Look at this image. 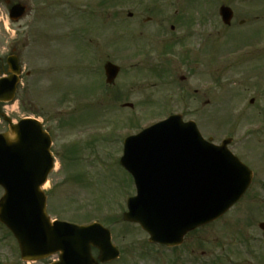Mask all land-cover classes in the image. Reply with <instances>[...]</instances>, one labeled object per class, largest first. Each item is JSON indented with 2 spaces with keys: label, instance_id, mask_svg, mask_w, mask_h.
Here are the masks:
<instances>
[{
  "label": "rangeland",
  "instance_id": "374dc122",
  "mask_svg": "<svg viewBox=\"0 0 264 264\" xmlns=\"http://www.w3.org/2000/svg\"><path fill=\"white\" fill-rule=\"evenodd\" d=\"M18 2L27 5L29 14L12 22L9 9ZM174 2L0 0V57L16 52L23 66L16 102L2 104V112L14 121L37 118L51 132L57 170L46 186L49 215L89 224L110 212L120 218L126 211L132 188L118 164L122 140L163 118L162 105L166 101L169 110L170 95L177 96V89H183L186 100L178 103L175 98L172 110L197 122L203 135L216 143L232 137L231 150L255 174L243 198L221 220L193 237L201 238L202 264H264V231L259 227L264 223V59L254 66L246 53L232 57L230 44L209 38L213 43L193 48L185 65L179 60L183 46L175 49L176 62L162 60L168 43L155 39L159 22L145 20L153 15V8L160 11L158 18L173 14L178 8ZM197 18L195 14L187 20ZM98 53L96 65L93 55ZM107 60L123 71L117 84L104 90L106 83L100 76L104 77ZM164 68L177 76L176 86L161 74ZM117 91L125 92L126 98L114 101ZM208 100L212 106L205 107ZM125 102L134 108L122 109ZM6 128L0 116V132ZM113 227L125 250L116 264H132L131 239L141 229L121 222ZM0 264H49V260L23 262L17 242L0 226Z\"/></svg>",
  "mask_w": 264,
  "mask_h": 264
},
{
  "label": "water",
  "instance_id": "95a60500",
  "mask_svg": "<svg viewBox=\"0 0 264 264\" xmlns=\"http://www.w3.org/2000/svg\"><path fill=\"white\" fill-rule=\"evenodd\" d=\"M24 12L23 7H14L11 18L17 20ZM8 63L12 76L11 79L0 80V96L7 95L0 98L1 102L13 99L12 93L20 73L17 58L11 57ZM106 70L108 82H112L119 69L107 65ZM158 139H185L187 142L182 144V151L195 152L201 157L198 175L200 188L196 193H191L188 201L181 194L175 209L151 207L140 202L137 204L136 199L130 200L129 212L124 218L126 221L140 223L158 241L171 243L180 241L189 231L226 213L247 190L251 183V173L225 146L206 144L193 124L185 125L180 116L129 139L122 165L131 170L132 154L137 153L140 161L146 142ZM50 147V137L35 120H23L17 125H11L9 132L0 134V185L6 191L0 200V220L17 238L22 259L38 261L55 253H60L61 262L54 264H99V261L104 263L116 259L118 252L111 245L109 232L101 225L79 227L51 222L48 217L42 186L53 168ZM142 169L147 167L139 165L138 171ZM242 171H246L245 175ZM138 174L139 178L147 176ZM147 195V192H143L141 200L147 198ZM92 248L100 250L99 260L93 258Z\"/></svg>",
  "mask_w": 264,
  "mask_h": 264
},
{
  "label": "flooded vegetation",
  "instance_id": "af4514ba",
  "mask_svg": "<svg viewBox=\"0 0 264 264\" xmlns=\"http://www.w3.org/2000/svg\"><path fill=\"white\" fill-rule=\"evenodd\" d=\"M172 1H175L174 3L178 6L172 17L158 18L161 13L153 8L151 11L154 18L148 19L149 22L153 19L159 22L158 26L161 30L158 33H161L168 43L175 45L188 41L200 44L212 38L214 42L219 40L236 49H247L246 56L254 63V66L264 59V0ZM222 9H227L230 17L225 19ZM181 11L199 16L198 23L190 24L192 21H185L186 18L179 14ZM207 17H209V22ZM166 20H171V24L168 26L166 23L163 24ZM199 23H202L204 28V33L201 35L195 32ZM6 64L7 58L4 61L0 57V78L9 75ZM182 79L185 81V78ZM197 107L200 108L199 104ZM198 231L187 235L181 245L171 247L152 242L150 235L142 231L141 234H136L131 239L132 264H187V262L188 264H202L201 238H193Z\"/></svg>",
  "mask_w": 264,
  "mask_h": 264
}]
</instances>
